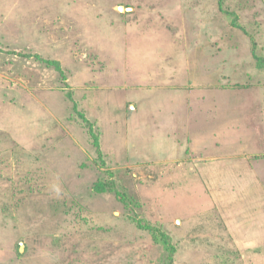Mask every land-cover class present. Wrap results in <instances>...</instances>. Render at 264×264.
Listing matches in <instances>:
<instances>
[{
    "label": "rangeland",
    "instance_id": "obj_1",
    "mask_svg": "<svg viewBox=\"0 0 264 264\" xmlns=\"http://www.w3.org/2000/svg\"><path fill=\"white\" fill-rule=\"evenodd\" d=\"M0 264H264V0H0Z\"/></svg>",
    "mask_w": 264,
    "mask_h": 264
},
{
    "label": "water",
    "instance_id": "obj_2",
    "mask_svg": "<svg viewBox=\"0 0 264 264\" xmlns=\"http://www.w3.org/2000/svg\"><path fill=\"white\" fill-rule=\"evenodd\" d=\"M120 8H121V9H120ZM124 9H126V8H124V7H122V6L119 7V10H120V11H123ZM126 10H127V9H126Z\"/></svg>",
    "mask_w": 264,
    "mask_h": 264
},
{
    "label": "trees",
    "instance_id": "obj_3",
    "mask_svg": "<svg viewBox=\"0 0 264 264\" xmlns=\"http://www.w3.org/2000/svg\"><path fill=\"white\" fill-rule=\"evenodd\" d=\"M95 142L97 143L98 141H97V138L95 139Z\"/></svg>",
    "mask_w": 264,
    "mask_h": 264
}]
</instances>
